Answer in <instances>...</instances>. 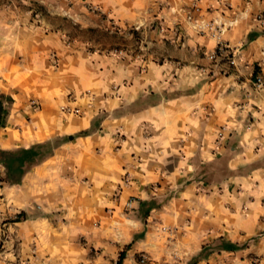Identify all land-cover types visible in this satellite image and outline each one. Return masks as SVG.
Listing matches in <instances>:
<instances>
[{
	"label": "crops",
	"instance_id": "1",
	"mask_svg": "<svg viewBox=\"0 0 264 264\" xmlns=\"http://www.w3.org/2000/svg\"><path fill=\"white\" fill-rule=\"evenodd\" d=\"M88 1L119 24L158 20L160 32H147L177 53L139 70L129 60L73 54L40 29L0 33V94L12 99L0 149L88 130L98 110L128 107L6 185L13 213L26 217L3 223L12 233L0 264H116L120 253L118 264H139L140 256L145 264H186L219 238L238 248L212 250L194 264H264V0ZM187 15L212 30L197 32ZM218 40L234 49L232 65L214 55ZM51 50L53 76L28 72L47 70ZM186 50L192 56L181 66ZM84 91L94 95L89 104ZM32 99L40 105L34 112ZM61 104L81 115L63 119ZM219 161L225 175L204 181V169ZM124 173L129 180L118 187ZM149 200L158 205L144 212Z\"/></svg>",
	"mask_w": 264,
	"mask_h": 264
},
{
	"label": "rangeland",
	"instance_id": "2",
	"mask_svg": "<svg viewBox=\"0 0 264 264\" xmlns=\"http://www.w3.org/2000/svg\"><path fill=\"white\" fill-rule=\"evenodd\" d=\"M18 27L36 28L45 34H54L61 40L63 47H66L73 54L104 56L122 61L129 60L136 62L135 65L139 70L145 67L144 61L146 60L158 61L167 57V55L177 53L173 43L170 44L162 38L151 36L147 32L150 28H156L160 32L161 27L158 24V20L152 19L146 22L144 26H139L138 24H119L112 18L101 14L96 7V3L88 0H0V33L6 28L5 34H8L12 28ZM183 54L184 58L180 63L181 66L187 64L186 60L192 56V53L187 50ZM48 58L51 61L47 70L39 67V65H30L31 69L29 68L28 72L35 74L37 77L41 76L42 79L45 77V74L46 76H53V72L58 64V58L54 50L48 53ZM42 73L44 75H41ZM79 96H86V99L82 100L83 104H89L94 98V95L88 91H84V94L81 93ZM31 101L37 105V109L32 112L37 111L40 105L34 99L29 101V110L31 111ZM67 107H76L79 112L77 114L66 113ZM127 110L128 107L125 105L121 109L107 112L98 110L91 119V128L87 131L97 130L103 118H113ZM59 111L64 115L63 119L81 115L80 108L77 105L69 106L61 104ZM115 135V140L119 142V132H116ZM61 137L63 136L53 135L47 140L56 143ZM204 170L206 171V174L203 176L204 181L221 178L225 175L224 164L220 161L213 163ZM2 175L3 169L0 166V176ZM124 175H127V173H124L122 178ZM122 178L118 187L126 184L123 183ZM6 185L5 182H0V247L4 243V240L8 239L7 234L12 233L3 223L26 217V215L20 216L19 213H13L16 202L14 201L11 188L8 187L9 190H4ZM171 194L166 192L159 199L166 200ZM162 230L170 232L171 229L164 227ZM8 241L11 242V240ZM218 243V240H214L210 243V246ZM202 253L200 251L196 255L199 256ZM141 257L143 258V262L140 263L139 259ZM137 262L145 264V257L140 256Z\"/></svg>",
	"mask_w": 264,
	"mask_h": 264
},
{
	"label": "trees",
	"instance_id": "3",
	"mask_svg": "<svg viewBox=\"0 0 264 264\" xmlns=\"http://www.w3.org/2000/svg\"><path fill=\"white\" fill-rule=\"evenodd\" d=\"M11 101L12 99L9 95L0 94V126L3 125L7 115L6 106ZM87 133V130H81L75 134L61 137L56 143H52L51 140H45L34 143L25 148L20 147L12 150L0 149V166L3 169V175L0 176V182H5L8 185L18 184L26 171L48 157L62 141L71 140L76 136L86 135ZM145 204L147 206L145 207L144 212H147L153 206L158 205L152 200L142 203L143 206ZM19 215L23 216L22 213H19ZM217 240L219 243L214 246H210V244L202 246L200 251L203 253L199 256L195 255L191 257L190 260L186 262V264H194L198 259L205 257L215 249L234 250L238 248V245L227 240L221 238ZM118 257L119 258L116 261V264L119 263L122 253H120Z\"/></svg>",
	"mask_w": 264,
	"mask_h": 264
},
{
	"label": "built area",
	"instance_id": "4",
	"mask_svg": "<svg viewBox=\"0 0 264 264\" xmlns=\"http://www.w3.org/2000/svg\"><path fill=\"white\" fill-rule=\"evenodd\" d=\"M186 18L188 20L193 21V19L191 18L190 15H187ZM255 19L257 21H261L262 18L260 15H257L255 17ZM193 27L199 33H203L204 31L212 30L210 25L202 24V23L196 22V21H193ZM222 31H223V24H222L221 28H217V27L215 28L214 35H216V37H217ZM212 35H213V33H212ZM233 53H234L233 49L227 43H225L221 40L217 41L215 52H214V55L216 57L221 58V59H223V61H225V63L232 65L233 64V57H234ZM260 84H261V79L259 76H256L254 79V82H253V87L257 88L260 86ZM30 105H31V111L37 109V105H35V103L33 101L30 102ZM65 112L69 113V114H77L79 112V110L76 107H67ZM128 180L129 179L127 178V175H124V177L122 178L123 183H127ZM125 205L128 206L129 201H127ZM139 262L140 263L143 262L142 257L139 259Z\"/></svg>",
	"mask_w": 264,
	"mask_h": 264
}]
</instances>
